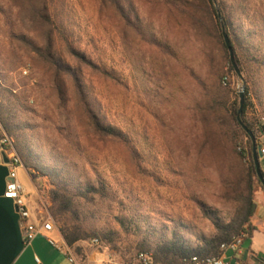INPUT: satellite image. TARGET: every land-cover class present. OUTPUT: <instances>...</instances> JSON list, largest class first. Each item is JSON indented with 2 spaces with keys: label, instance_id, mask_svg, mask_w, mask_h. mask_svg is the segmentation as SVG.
<instances>
[{
  "label": "rangeland",
  "instance_id": "374dc122",
  "mask_svg": "<svg viewBox=\"0 0 264 264\" xmlns=\"http://www.w3.org/2000/svg\"><path fill=\"white\" fill-rule=\"evenodd\" d=\"M132 1L141 19L147 16L150 29L168 43L172 57L148 49L108 0H0V100L2 87L12 90L5 97L10 100L18 133L45 159L51 154L90 178L102 179L114 191V199L99 205L93 221L113 233L114 241H79L104 252L106 264H143L137 242L144 236L159 239L164 230L169 238L175 231L194 246L213 234L212 215L225 218L231 207L222 184L226 159L193 138L187 108L195 88L189 71L200 69V61L189 43L188 20L172 9L154 7L148 0ZM34 6L48 11L52 21L57 22L62 14L74 46L116 77L102 76L79 62L56 37L55 47L79 68L100 115L129 135L143 158L142 167L153 177L136 171L123 145L93 133L70 78L64 77L66 101L60 100L49 66L18 40L25 37L47 44L45 35L51 26L34 12ZM52 30L57 35L55 27ZM243 79L229 78L230 89L237 96L243 85L252 90V84ZM250 97L252 105L245 119L259 138L264 135V104L252 92ZM0 126L15 144L1 121ZM259 164L264 171V157ZM45 178L46 184L42 178L35 181L41 209L60 232V227L73 220L69 216L57 220L51 215L52 186ZM120 199L123 205L118 204ZM119 217L139 229L133 226V232L126 233L117 223ZM76 250L80 255L84 252V248Z\"/></svg>",
  "mask_w": 264,
  "mask_h": 264
},
{
  "label": "trees",
  "instance_id": "16d2710c",
  "mask_svg": "<svg viewBox=\"0 0 264 264\" xmlns=\"http://www.w3.org/2000/svg\"><path fill=\"white\" fill-rule=\"evenodd\" d=\"M115 7L124 21L135 31L140 40L150 50L163 56H173L166 41L159 39L150 22L141 19L132 0H108ZM154 7L169 8L183 14L189 24L192 37L190 45L197 51L200 61L198 70L191 69L189 76L194 85L192 101L187 108L190 111L193 138L201 141L203 148L226 159L222 184L225 198L230 203L228 215H212L213 234L203 238L198 244H187L173 231L169 238L166 230L160 231L159 239L144 236L136 244L137 253L147 256L153 264H190L192 257H212L221 254L220 247L230 243L235 237L245 234L244 242L252 235L251 218L258 189L264 187L258 179L252 157V143L247 133L237 121L239 97L230 89L229 78L237 82L244 80L252 84L245 86V103L241 119L253 131L252 125L245 119V113L251 103V92L260 104H264V0H148ZM46 10V7L44 8ZM34 12L49 23L51 29L45 35L46 45L34 39L18 37L35 55L51 69L59 98L65 102L64 77L70 78L78 103L93 133L111 139L123 145L136 166L138 173H146L142 167L143 158L134 141L119 128L106 122L100 115L97 104L92 100L85 81L78 67L67 62L61 51L55 47L56 37L67 45V50L76 60L91 66L102 76L115 80L116 77L106 69L95 64L74 46L70 33L65 27L63 15L52 21L48 11L35 8ZM55 27L57 35L53 32ZM223 32L230 41L235 62L241 72L239 77L229 58ZM3 100H0V121L15 138L16 151L29 174L35 181L48 177L50 213L59 220L71 217V225L60 227L61 235L72 246L79 241L97 239L112 243L113 233L98 227L95 221L99 205L114 199L112 188L100 178H90L84 171L69 163L59 162L49 155L45 159L30 142L20 137L18 125L13 121L10 100L5 95H12V90L1 88ZM6 98V99H5ZM5 100V101H4ZM245 140V144H243ZM239 148V149H238ZM264 175V171H262ZM123 205L122 200L118 201ZM120 228L126 233L138 228L137 224L125 218H117ZM134 226V227H133Z\"/></svg>",
  "mask_w": 264,
  "mask_h": 264
},
{
  "label": "crops",
  "instance_id": "0c3cea01",
  "mask_svg": "<svg viewBox=\"0 0 264 264\" xmlns=\"http://www.w3.org/2000/svg\"><path fill=\"white\" fill-rule=\"evenodd\" d=\"M8 173L9 167L0 152V264H106V254L89 249L85 243L76 242L70 246L69 255L58 251L41 235L29 245H25L16 206L12 200L4 197ZM18 180L23 189L31 220L36 221L46 217L47 212L41 209L42 199L35 177L29 174L24 165L18 169ZM46 180L42 177L43 184H46ZM250 222L253 227L252 235L243 243L241 254L236 259L242 264H264V196L261 197L259 192L256 195L254 214ZM51 237L56 241H64L58 230L54 231ZM77 247L84 248L82 255L77 252ZM69 256L73 257L72 262L69 261ZM233 259L229 254L228 262Z\"/></svg>",
  "mask_w": 264,
  "mask_h": 264
},
{
  "label": "built area",
  "instance_id": "2783aa9c",
  "mask_svg": "<svg viewBox=\"0 0 264 264\" xmlns=\"http://www.w3.org/2000/svg\"><path fill=\"white\" fill-rule=\"evenodd\" d=\"M26 73V71H24ZM256 145L260 150L261 157H264V135L256 138ZM0 152L7 159L6 165L9 167L8 181L4 197L12 200L16 206L20 224L23 231V240L25 245H29L37 236L46 238L48 243L58 251L69 255V247L63 240L56 241L51 237L54 231H57L53 220L50 217H41L36 221L31 220L30 212L23 194L22 186L18 180V169L23 166L22 161L16 151L14 141L9 137L0 126ZM245 234L235 237L230 243L223 244L220 247L221 254L212 257H192L190 264H229L228 255L231 254L236 260L235 264H242L236 258L241 254V247L245 240ZM96 242V241H94ZM143 264H152L147 256H140ZM72 262V257L69 256ZM39 263V260L36 259Z\"/></svg>",
  "mask_w": 264,
  "mask_h": 264
},
{
  "label": "water",
  "instance_id": "95a60500",
  "mask_svg": "<svg viewBox=\"0 0 264 264\" xmlns=\"http://www.w3.org/2000/svg\"><path fill=\"white\" fill-rule=\"evenodd\" d=\"M223 38H224V42L225 45L228 48L229 51V58H230V62L236 72V74L239 77H242L241 72L235 62V58H234V52L232 50V47L230 45V41H229V37L228 35L223 32ZM243 81V80H242ZM238 96H239V109H238V113H237V121L240 124V126L242 127V129L247 133V135L249 136L251 143H252V157H253V161H254V166H255V171H256V175L258 177V179L260 180L262 187H264V175H262V170L260 168V164H259V159L261 158L260 155V150L258 148V146L256 145V138L252 132V130H250L242 121L241 119V115H242V110L244 107V103H245V86L243 85L241 90L238 92ZM3 160L5 163H7V159L3 156ZM255 209V205H253V211ZM236 260L233 259L230 261L229 264H235Z\"/></svg>",
  "mask_w": 264,
  "mask_h": 264
}]
</instances>
